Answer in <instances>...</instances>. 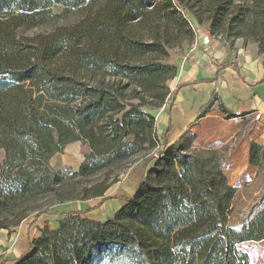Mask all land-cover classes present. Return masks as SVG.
Here are the masks:
<instances>
[{
    "label": "trees",
    "instance_id": "1",
    "mask_svg": "<svg viewBox=\"0 0 264 264\" xmlns=\"http://www.w3.org/2000/svg\"><path fill=\"white\" fill-rule=\"evenodd\" d=\"M77 9L80 18L65 27L62 43L43 34L25 38L19 65L0 69V228L33 213L58 221L39 227L12 264H252L236 245L264 238V191L254 211L231 224L238 189L222 171L227 153L216 145L191 148L194 134L167 146L168 128L157 133L148 110L175 94L167 83L178 74L169 48L194 38L191 16L213 35L239 37L247 22L264 31V0H0V18ZM138 26H147L149 37ZM76 141L89 149L77 169L49 165ZM249 144L258 176L264 145ZM137 156L145 171L111 217L57 209L103 198L119 180L112 172L124 163L133 169Z\"/></svg>",
    "mask_w": 264,
    "mask_h": 264
},
{
    "label": "crops",
    "instance_id": "2",
    "mask_svg": "<svg viewBox=\"0 0 264 264\" xmlns=\"http://www.w3.org/2000/svg\"><path fill=\"white\" fill-rule=\"evenodd\" d=\"M190 18L196 28L194 46L186 52L169 54L170 62L178 68L177 76L167 82L175 94L164 106L148 111L155 118L157 133L168 128L167 146L181 141L189 132L195 135L191 148L209 147L214 143L222 146L250 123V128L243 131L238 146L229 152L222 167L224 175L229 170L240 172L238 179L226 177L228 184L238 189L257 175V167L249 164V143L264 145V54L242 42L229 44L213 36L195 18ZM220 106L233 116L226 118ZM256 113L260 115L257 120ZM140 171L142 163L136 162L111 198L101 200L102 197L97 196L78 201L68 209L86 210L84 215L94 220L111 217L124 204V198L133 193ZM110 190L111 187L104 196ZM85 201L92 203L87 205ZM97 202L99 207H95ZM108 204L111 205L108 207ZM42 216L33 218L34 221L25 219L19 226L9 229L0 228V264H12L27 251L31 239L43 226L40 224L44 219ZM54 218L57 217L49 215L51 227H54Z\"/></svg>",
    "mask_w": 264,
    "mask_h": 264
},
{
    "label": "rangeland",
    "instance_id": "3",
    "mask_svg": "<svg viewBox=\"0 0 264 264\" xmlns=\"http://www.w3.org/2000/svg\"><path fill=\"white\" fill-rule=\"evenodd\" d=\"M61 10L60 6H55L54 11L55 13H59ZM80 10H72L66 13H61V15L57 16H49L47 18H42L40 15H38L36 12L32 13H17V14H11L8 16H3L0 18V69H3L4 67H17L19 65V43L23 41L25 38L33 37V35L36 34H43L47 39L52 40L54 43H62L64 39L65 34V27L67 25H70L74 22H76L77 19L80 18ZM202 27H207V22L201 21L199 23ZM138 30L144 32V37H149L150 32L147 28V26H144L142 28L141 26L137 27ZM192 28L194 26L192 25ZM196 30V28H195ZM238 30V29H237ZM239 30L243 34L239 37H234L229 34L228 31H224L222 33H219V35H212L215 37H219L220 39L228 42L229 44H232L234 41L242 42V44L246 47H249L252 50H256L258 52V46L263 44L264 45V31L261 29H257V27L251 26V23H246L245 25H239ZM238 30V31H239ZM196 38V34L191 41L184 40L181 42L180 45H176L174 48H169V53H181L186 52L191 46H194V40ZM250 128V123H246L242 130L237 133L232 139H230L227 143L223 144L222 146H218L217 143H214L212 145H209V147L216 145L217 147H222L223 150L227 153V157L229 152H232L238 145L239 140L242 137L243 131ZM193 133H186L182 141L185 139H189L192 136ZM195 135L191 138V143L193 144V140ZM190 143V144H191ZM160 147V146H159ZM199 148H208L207 146L199 147ZM198 148V149H199ZM158 150H162L163 148H156ZM89 149L87 148V145L85 143H82L81 141L72 142L66 145L64 148L63 153H57L51 159L49 160V165L57 167V168H72L77 169L79 167V164L84 158V153L88 152ZM4 158V152L0 148V160H3ZM141 159L140 156H137L133 158L132 163L137 160L139 161ZM240 161V160H239ZM136 162V161H135ZM161 165V162L159 163ZM128 163H124L122 167L119 168V170L113 171V173L117 172L119 173L118 178L119 180L114 182L111 186V190L106 192V196L101 198L108 199L112 197V193L118 192V187H120L121 183L124 182V179L126 177L127 171L129 170ZM155 164H150L148 166V170L155 169ZM245 175L246 172L244 173ZM259 175L253 178V180L248 183L244 184L239 187L237 193L235 194L233 200H232V209L229 214V219L231 224L241 223L245 218L252 212L254 209L259 205L260 202V195L264 191L263 185H264V162L262 163L261 170L258 173ZM230 176L231 178L238 179L240 172H234V171H226V177ZM101 175H96V177ZM96 179V178H95ZM111 195V196H110ZM50 197H48V200ZM45 198L40 199V202H44ZM86 200V199H85ZM76 201H68V203L65 204H57V209L60 210H67L68 208H73V205H75ZM87 205H90L92 203L91 201H85ZM95 203V202H94ZM98 203V202H97ZM95 204L99 207V203ZM99 205V206H98ZM111 204H108V207ZM93 208V207H92ZM62 210V211H63ZM95 210L96 214L98 213V210ZM101 212V211H100ZM42 223L48 224V218L49 215L42 214ZM47 215V216H45ZM56 217V215H54ZM40 217V216H39ZM34 221L33 218H35L34 213L29 217ZM28 218V219H29ZM51 219V218H50ZM31 220V222H32ZM52 224L54 226H58V221L53 220ZM50 226V224H48ZM39 231V229H38ZM237 249L247 251L249 254L250 262L252 264H264V238L261 239V241H246L242 242L236 245Z\"/></svg>",
    "mask_w": 264,
    "mask_h": 264
},
{
    "label": "built area",
    "instance_id": "4",
    "mask_svg": "<svg viewBox=\"0 0 264 264\" xmlns=\"http://www.w3.org/2000/svg\"><path fill=\"white\" fill-rule=\"evenodd\" d=\"M259 116H260L259 113H256L255 114V119L257 120V118H259Z\"/></svg>",
    "mask_w": 264,
    "mask_h": 264
},
{
    "label": "water",
    "instance_id": "5",
    "mask_svg": "<svg viewBox=\"0 0 264 264\" xmlns=\"http://www.w3.org/2000/svg\"><path fill=\"white\" fill-rule=\"evenodd\" d=\"M146 166H147V164L144 165V167L142 169V173H144Z\"/></svg>",
    "mask_w": 264,
    "mask_h": 264
}]
</instances>
